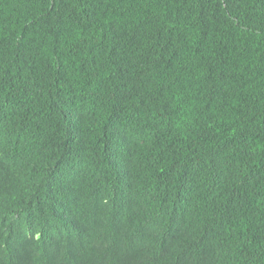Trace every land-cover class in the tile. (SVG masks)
I'll list each match as a JSON object with an SVG mask.
<instances>
[{
	"label": "trees",
	"instance_id": "16d2710c",
	"mask_svg": "<svg viewBox=\"0 0 264 264\" xmlns=\"http://www.w3.org/2000/svg\"><path fill=\"white\" fill-rule=\"evenodd\" d=\"M0 264H264V0H0Z\"/></svg>",
	"mask_w": 264,
	"mask_h": 264
}]
</instances>
